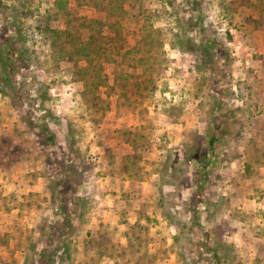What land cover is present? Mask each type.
I'll return each instance as SVG.
<instances>
[{
    "label": "rangeland",
    "instance_id": "374dc122",
    "mask_svg": "<svg viewBox=\"0 0 264 264\" xmlns=\"http://www.w3.org/2000/svg\"><path fill=\"white\" fill-rule=\"evenodd\" d=\"M0 264H264V0H0Z\"/></svg>",
    "mask_w": 264,
    "mask_h": 264
},
{
    "label": "trees",
    "instance_id": "16d2710c",
    "mask_svg": "<svg viewBox=\"0 0 264 264\" xmlns=\"http://www.w3.org/2000/svg\"><path fill=\"white\" fill-rule=\"evenodd\" d=\"M76 19L79 22L77 26H82V30L88 33L86 38H82V34L79 37L76 34H70L72 36V49L69 52V58L79 57L86 61L87 65L81 66L80 72H82V80L86 84L85 96H88L90 84L96 85L95 81H97L98 86H100L104 81L106 82V75L103 70L104 67L102 66L103 62H100V50L102 49L100 41L103 37V27L101 25L103 23L100 19L87 17H76ZM214 140V138L210 139V143L212 144Z\"/></svg>",
    "mask_w": 264,
    "mask_h": 264
}]
</instances>
